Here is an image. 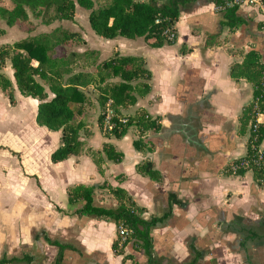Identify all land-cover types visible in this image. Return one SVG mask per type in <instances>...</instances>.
Wrapping results in <instances>:
<instances>
[{
    "label": "crops",
    "instance_id": "1",
    "mask_svg": "<svg viewBox=\"0 0 264 264\" xmlns=\"http://www.w3.org/2000/svg\"><path fill=\"white\" fill-rule=\"evenodd\" d=\"M222 6L214 0L184 4L173 25L174 41L160 47H150L142 37L95 43L86 25L88 12L78 6L72 20L43 24L36 19L31 33L0 19V39H11L0 45L60 27L78 32L83 42L69 47L78 54L92 51L96 63L115 52L142 57L151 73L150 91L122 114L142 109L161 124L158 132L141 137L146 148L134 149L135 126L119 138L103 135L92 95L84 110L90 134L81 133V139L100 153V169L88 152L52 163L60 132L36 125L35 99L16 93L11 105L0 91V103L11 111L4 124L8 141L0 143V259H10L7 264H146L143 250L128 243L122 253L114 252V221L74 213L80 204L68 205L67 190L84 185L95 187L97 206L115 207L107 187H118L144 208V219L162 217L150 230L152 256L161 264H264V182L256 181L251 169L241 174L230 169L246 153L249 133L238 132V119L253 100L251 83L234 80L230 67L251 49L264 63V0L238 6L241 22L233 28L224 24ZM78 13H84L85 25ZM105 143L122 152L120 162L105 157ZM144 161H150L159 180L138 173L136 165Z\"/></svg>",
    "mask_w": 264,
    "mask_h": 264
},
{
    "label": "trees",
    "instance_id": "2",
    "mask_svg": "<svg viewBox=\"0 0 264 264\" xmlns=\"http://www.w3.org/2000/svg\"><path fill=\"white\" fill-rule=\"evenodd\" d=\"M102 1L96 6L95 0H0V19L7 26L16 24L21 27V24H27L28 29L21 28L31 33L34 29L31 19H39L43 24L55 20H72L78 6L88 12L89 26L97 36L109 40L118 36L127 39L142 37L150 47H160L164 42L174 41L173 25L179 17V8L194 0ZM214 1L223 5L224 24L233 28L241 22L236 16L237 6H226V2L230 0ZM2 33L3 30L0 29V34ZM170 34L173 35L172 38ZM82 42L78 32L56 27L49 33L28 35L12 44L0 45V91L11 105L15 103L16 93L35 99L36 125L60 132L59 146L50 154L52 163L88 152L100 169V153L85 147V142L81 139V133L86 136L90 134L84 122L85 106L90 104L89 95L94 96L99 108L97 122L104 136L119 138L129 127L137 128L139 136L132 142L134 149L146 148L141 137L145 132H158L161 124L159 117L151 118L142 109H137L132 115L122 114V110L133 106L139 97L150 91L151 73L145 67L144 59L115 52L99 63H89L92 51L82 54L72 52V58L62 54V48L80 45ZM7 64L11 77L4 73ZM91 66L92 72L83 70V67ZM79 68L81 69L78 70ZM64 75L67 76L65 80ZM230 76L234 80L245 78L249 81L253 97L238 119V132L249 133L246 153L233 161L230 169L237 174L251 169L254 179L264 182V158L259 161L257 155V147L264 145V63L260 53L254 49L249 50L240 63L230 67ZM106 104L113 112V127L110 130L103 126ZM258 115L263 116L261 121L257 120ZM122 119L125 121L122 122ZM102 152L113 162H120L122 159V152L116 151L109 143L103 145ZM136 170L150 179H160L150 161L139 163ZM107 188L117 201L115 207L95 205V187L84 185L68 188V205L80 204L74 211L78 215H93L98 219L114 221L117 238L112 243V249L116 254L122 253L123 247L128 243L135 251L143 250L147 258L146 264H161L152 256L150 230L162 217L144 219V208L134 203L126 191L118 187ZM120 228L129 231L126 236L119 234ZM55 244L59 248L62 246ZM57 257L59 259L60 255ZM10 261L3 257L0 264Z\"/></svg>",
    "mask_w": 264,
    "mask_h": 264
},
{
    "label": "rangeland",
    "instance_id": "3",
    "mask_svg": "<svg viewBox=\"0 0 264 264\" xmlns=\"http://www.w3.org/2000/svg\"><path fill=\"white\" fill-rule=\"evenodd\" d=\"M95 2H96V6H99V4H101L103 1L102 0H95ZM79 10H81V9H79ZM50 11H52V10H50ZM83 17H84V13L83 14L80 13L78 15V19H79L81 25H85L84 23H82L83 22ZM31 20L33 22L36 21V19H31ZM37 20L39 22V19H37ZM86 25H87L88 33L90 35L89 38L93 39V41L95 43L96 42H98L99 44L105 43V39L104 38H102L100 36H97L96 34H94L92 32V30L90 29V27L88 25L87 17H86ZM21 27L24 28V29H28V25L27 24H21ZM9 40H11V39L9 37H6L5 36V37H3V39H0V43H2V42H10ZM62 50H63V53L62 54L64 56H66L67 58H72L73 57L72 56V54H73L72 52L73 51H72V49L70 47L69 48L68 47H64V48H62ZM59 51H60V49H59ZM97 61H98V56L97 55H92V57L89 60V63L90 62L96 63ZM83 70H85V71H91L92 72L93 71V67L92 66L91 67H83ZM4 73L7 76L11 77V70L9 69V67L7 65L5 66ZM66 77L67 76L64 75L63 80H65ZM45 88H47L46 85H45ZM89 97H91V95H89ZM4 106L6 107V105H4ZM5 107H3L2 106V103H0V119H1L0 120V143H3V142L5 143V142L8 141L7 140L8 136L6 135V132H8L9 129L4 128V126H5L4 124L7 123V121H9V119H11V115H10V112L11 111H10V108L8 109V106H7V108H5ZM19 123L22 124V126L20 125L21 127H24V128H27L28 127V126H26V123L23 120H22V122L20 121ZM18 125L19 124H16V126H18ZM3 161L7 165H12L13 164V159H11V158H4Z\"/></svg>",
    "mask_w": 264,
    "mask_h": 264
},
{
    "label": "built area",
    "instance_id": "4",
    "mask_svg": "<svg viewBox=\"0 0 264 264\" xmlns=\"http://www.w3.org/2000/svg\"><path fill=\"white\" fill-rule=\"evenodd\" d=\"M255 2H256V0H230V1L226 2V6L236 5L238 7V6H241L243 4L252 5ZM170 37L172 38L173 35L170 34ZM112 116H113V112L109 108L108 104H106V109H105V114H104V119H103V126L107 130H110L113 127V124L111 123ZM121 121L124 122L125 120L122 119ZM257 155H258V160L262 161L264 158V145L261 144L257 147ZM128 232L129 231L124 229V228L119 229V234L123 237L126 236Z\"/></svg>",
    "mask_w": 264,
    "mask_h": 264
}]
</instances>
